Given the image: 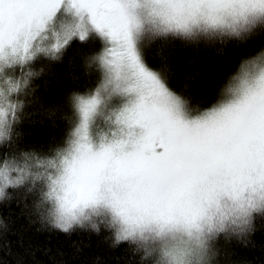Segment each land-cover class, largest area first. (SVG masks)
I'll list each match as a JSON object with an SVG mask.
<instances>
[{
	"label": "snow or ice",
	"instance_id": "1",
	"mask_svg": "<svg viewBox=\"0 0 264 264\" xmlns=\"http://www.w3.org/2000/svg\"><path fill=\"white\" fill-rule=\"evenodd\" d=\"M264 31V0H0V199L23 189L42 224L102 228L140 264H184L209 238L250 233L264 215V49L243 59L200 110L145 52L157 40L247 41ZM74 43L96 83L73 95L62 143L17 131L41 59Z\"/></svg>",
	"mask_w": 264,
	"mask_h": 264
},
{
	"label": "trees",
	"instance_id": "2",
	"mask_svg": "<svg viewBox=\"0 0 264 264\" xmlns=\"http://www.w3.org/2000/svg\"><path fill=\"white\" fill-rule=\"evenodd\" d=\"M97 45L74 43L60 60L41 59L30 71L32 90L18 125L21 143L47 147L62 143L75 122L73 95H86L96 77L86 70L84 58ZM264 49V31L247 41L193 44L159 39L145 52L149 66L161 69L169 86L200 110L211 107L219 91L238 70L241 61ZM23 189H8L0 199V264H140L127 244L114 245L112 233L101 229L63 232L42 224L32 212L31 200L20 199ZM219 264H264V215L257 214L245 235L219 240Z\"/></svg>",
	"mask_w": 264,
	"mask_h": 264
},
{
	"label": "clouds",
	"instance_id": "3",
	"mask_svg": "<svg viewBox=\"0 0 264 264\" xmlns=\"http://www.w3.org/2000/svg\"><path fill=\"white\" fill-rule=\"evenodd\" d=\"M260 53H257L259 56ZM218 237L209 238L203 247L192 250L186 256L184 264H219L220 254L215 249V241ZM161 264H168V258H163Z\"/></svg>",
	"mask_w": 264,
	"mask_h": 264
}]
</instances>
